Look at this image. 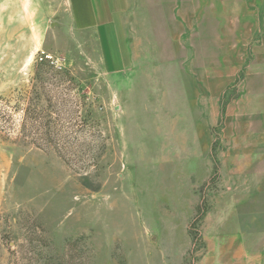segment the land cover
I'll list each match as a JSON object with an SVG mask.
<instances>
[{"label": "rangeland", "instance_id": "1", "mask_svg": "<svg viewBox=\"0 0 264 264\" xmlns=\"http://www.w3.org/2000/svg\"><path fill=\"white\" fill-rule=\"evenodd\" d=\"M60 6L0 0V264H264V36L238 27L244 0L160 14L123 73Z\"/></svg>", "mask_w": 264, "mask_h": 264}, {"label": "crops", "instance_id": "2", "mask_svg": "<svg viewBox=\"0 0 264 264\" xmlns=\"http://www.w3.org/2000/svg\"><path fill=\"white\" fill-rule=\"evenodd\" d=\"M235 1L237 7L243 2ZM60 2L59 12L65 14L63 17L67 19L71 35H90L94 44L93 50L96 51L101 65L107 70L119 73L137 64L135 63L138 60L137 51L150 52L158 49L156 46L151 48L146 42V37L157 34L156 18L159 20L160 14L173 11V19L180 27L184 19L188 21L192 17L200 20L201 17L206 18L207 13L208 17H212L222 11V0H60ZM244 2L246 8L244 14L234 11L236 17H233L240 21L238 27L242 26L245 29L249 27L251 32L264 36V0ZM191 9L197 10V14L193 13L191 16ZM84 41L89 43L87 40H78V43ZM141 56L143 60L151 57ZM140 63L145 66L152 65L145 61Z\"/></svg>", "mask_w": 264, "mask_h": 264}]
</instances>
